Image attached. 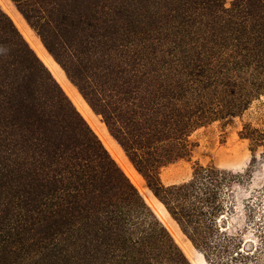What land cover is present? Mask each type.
I'll list each match as a JSON object with an SVG mask.
<instances>
[{
  "label": "rangeland",
  "instance_id": "1",
  "mask_svg": "<svg viewBox=\"0 0 264 264\" xmlns=\"http://www.w3.org/2000/svg\"><path fill=\"white\" fill-rule=\"evenodd\" d=\"M263 17L264 0H0V264H264Z\"/></svg>",
  "mask_w": 264,
  "mask_h": 264
},
{
  "label": "trees",
  "instance_id": "2",
  "mask_svg": "<svg viewBox=\"0 0 264 264\" xmlns=\"http://www.w3.org/2000/svg\"><path fill=\"white\" fill-rule=\"evenodd\" d=\"M42 4H45V6L46 5H49V4H47V3H43L42 2ZM50 4H52V2L50 3ZM67 3H65V5H66ZM255 5L257 4V3H254ZM53 6H55V4H52ZM59 5V4H58ZM56 6L57 8H59V6ZM91 5H93L92 3H91ZM62 7V6H61ZM259 6H257L256 8H258ZM55 8V7H54ZM57 11H59V10H57ZM262 16H263V14H262ZM264 18V17H263ZM254 23H256V19L254 20ZM253 26L254 27H258V25L257 24H253ZM108 30H106V34H108ZM229 32V30L228 31H226L225 33H228ZM93 33V32H92ZM105 34H101L100 32L99 33H97V37H98V42L99 41H102L103 39H104V36ZM224 35V34H223ZM261 41L262 42H264V39H261ZM71 45V44H70ZM72 45H76L75 43H73L72 42ZM258 45H262L261 43H259L258 42ZM256 47L258 48L257 49V51H260V49L261 48H263L264 49V45L260 48V47H258L257 45H256ZM93 51L94 52H96V50L95 49H93ZM76 54H77V50H75L74 51ZM90 55H92L93 53H89ZM90 57V56H89ZM59 88H60V86H58ZM58 90V89H57ZM63 108H65V107H63ZM74 110V109H73ZM72 118H73V120H80L84 125H85V127H86V129H87V131L89 132V133H91L92 134V131L90 130V128L88 127V125L84 122V120H82V118L80 117V115L74 110L73 111V113H72ZM64 120V119H63ZM65 122H66V124L65 125H68L69 123L66 121V120H64ZM41 123H43V122H41ZM69 127H71L70 125H69ZM68 127V128H69ZM66 132H67V136L66 135H64V133H62V137H61V140L64 142V138H65V136L66 137H68L69 135H72V134H74L73 133V129L71 130V131H68V129L66 130ZM66 134V133H65ZM94 137V136H93ZM73 138V137H72ZM95 138V137H94ZM88 140V139H87ZM85 141L84 143H81V144H85L84 146H86L87 144H88V141ZM73 141L75 142V140L73 139ZM75 143H78V142H75ZM60 145L61 144H58V142L56 143L55 141H47V142H45V144H44V147H45V149H47V150H49L50 152H51V154H50V156L51 157H53V159H55L56 161H59L60 159H61V157H63V156H69V157H73L74 156V150H72V147L71 146H68L67 148H65V149H63V150H60L59 148H61L60 147ZM83 146V147H84ZM52 149H56L54 152H52ZM90 150H88L87 151V156H85L84 158H82L83 159V161L84 162H86V161H89V162H95L94 160H93V156H91L90 154ZM42 155H44V153L42 154ZM90 155V156H89ZM54 161V160H53ZM52 162V161H51ZM55 169V170H54ZM50 170L51 171H53V172H55L56 173V167L55 166H52L51 168H50ZM101 171H99L98 173H100ZM50 173V172H49ZM48 173V174H49ZM52 173V172H51ZM124 175V174H123ZM125 176V175H124ZM126 177V176H125ZM55 181L56 180V177H53L52 178V181ZM125 180L127 181V188H128V190H129V194L130 193H132L133 195H135L136 197H137V199H138V201H139V204L141 203V205L144 207V209L146 210V212H148V216L146 217L147 218V220L149 221V223L152 225V224H156L157 226H159V228H160V230L161 231H163L165 234H168V232H167V230H166V228L161 224V222L158 220V218H156V216L154 215V213H152L151 212V210H150V208L146 205V203L144 202V200L142 199V197H141V195L139 194V192H138V190L132 185V183H130V181L129 180H127L126 178H125ZM104 185V184H103ZM80 190V189H79ZM81 191V190H80ZM82 192V191H81ZM103 197V196H102ZM106 199H108L109 200V198H106ZM141 216H142V213H141ZM169 235V234H168ZM169 237H171V236H169ZM171 241H172V239H170ZM172 244L175 246V247H177L176 246V244L174 243V242H172ZM178 249V248H177ZM179 253H181V254H183L182 252H180V251H178ZM174 253V252H173ZM173 256H176L175 254H173ZM156 256H154V257H151L150 258V261L151 262H153V258L154 259H157V258H155ZM182 258L185 260V257L182 255Z\"/></svg>",
  "mask_w": 264,
  "mask_h": 264
}]
</instances>
